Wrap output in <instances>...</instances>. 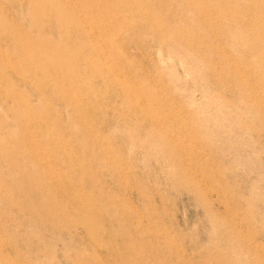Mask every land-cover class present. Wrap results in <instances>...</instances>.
Here are the masks:
<instances>
[{
    "label": "rangeland",
    "instance_id": "1",
    "mask_svg": "<svg viewBox=\"0 0 264 264\" xmlns=\"http://www.w3.org/2000/svg\"><path fill=\"white\" fill-rule=\"evenodd\" d=\"M0 264H264V0H0Z\"/></svg>",
    "mask_w": 264,
    "mask_h": 264
}]
</instances>
